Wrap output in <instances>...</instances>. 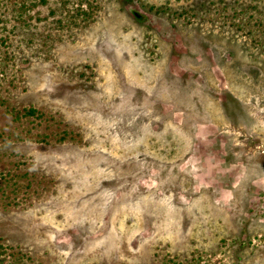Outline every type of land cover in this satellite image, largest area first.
<instances>
[{
    "label": "rangeland",
    "instance_id": "obj_1",
    "mask_svg": "<svg viewBox=\"0 0 264 264\" xmlns=\"http://www.w3.org/2000/svg\"><path fill=\"white\" fill-rule=\"evenodd\" d=\"M0 245L264 264V0H0Z\"/></svg>",
    "mask_w": 264,
    "mask_h": 264
},
{
    "label": "trees",
    "instance_id": "obj_2",
    "mask_svg": "<svg viewBox=\"0 0 264 264\" xmlns=\"http://www.w3.org/2000/svg\"><path fill=\"white\" fill-rule=\"evenodd\" d=\"M127 1H133V0H127ZM134 14L140 20H145L146 19V16L144 14H142L141 12L137 11V10L134 11ZM28 113L34 114L35 110L34 109H29ZM1 247L2 246L0 245V249H1ZM0 253H1V250H0Z\"/></svg>",
    "mask_w": 264,
    "mask_h": 264
}]
</instances>
